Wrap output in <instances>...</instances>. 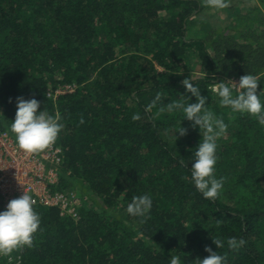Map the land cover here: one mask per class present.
<instances>
[{
  "label": "trees",
  "instance_id": "1",
  "mask_svg": "<svg viewBox=\"0 0 264 264\" xmlns=\"http://www.w3.org/2000/svg\"><path fill=\"white\" fill-rule=\"evenodd\" d=\"M202 10L201 0H0V126L11 132L17 97L58 114V188L88 200L76 222L54 208L35 209L41 225L20 264H170L172 256L198 264L205 248L226 255L227 264H264V126L222 106L211 90L220 73L238 67L261 80L264 99V44L255 35L250 48L236 32L215 57L217 38L188 35ZM187 78L228 125L217 141L216 175L226 181L215 201L185 179L199 128L182 111L152 106L158 93L162 106L195 103L181 83ZM63 85L76 87L55 102L47 97ZM179 125L187 133L175 141ZM143 194L153 207L141 223L126 208ZM229 237L246 243L232 251L212 241Z\"/></svg>",
  "mask_w": 264,
  "mask_h": 264
},
{
  "label": "clouds",
  "instance_id": "2",
  "mask_svg": "<svg viewBox=\"0 0 264 264\" xmlns=\"http://www.w3.org/2000/svg\"><path fill=\"white\" fill-rule=\"evenodd\" d=\"M211 8L224 10L229 8V0H207ZM206 76V73H205ZM261 80L255 75H243L239 82L228 80L213 84V91L219 97V103L230 108L234 112L247 114L255 117L258 123L264 126V99L261 98V92L257 94L259 82ZM182 85L186 93L195 97V103H187L184 100H172L166 106H162V97L158 93L152 101V106L161 104V110L168 112L182 111L183 120L192 122V127H198L201 134V140L198 143L192 159L194 163L185 179L189 180L194 188L206 199L215 201L223 192L226 177L217 178L216 165L218 162L217 141L228 130V125L223 119L218 118L207 108V97L201 94L200 88L193 84L190 78L184 79ZM41 107L40 102L35 99L16 98V113L14 121L10 124V131L14 134L17 148L26 153L34 154L42 152L52 146L58 139L64 125L61 117L51 115L46 110L38 111ZM133 120H139V115H133ZM83 123V120H81ZM177 133L184 136L187 129L179 128L174 132L176 141ZM181 167L187 164V161L180 159ZM35 201L33 197L25 193L19 198L8 202L6 208L0 211V256H10L14 251L32 247L34 234L41 225V218L34 210ZM153 207V198L150 194L133 196L131 202L127 205L126 212L129 216L139 218L143 223ZM222 222L217 221V227ZM217 249H223L225 246L229 250L238 251L245 245L244 239L229 237L227 240L221 238L212 239ZM208 253L207 258L197 260L198 264H227L226 255L219 254L211 248H205ZM170 264H181L178 256H172Z\"/></svg>",
  "mask_w": 264,
  "mask_h": 264
},
{
  "label": "built area",
  "instance_id": "3",
  "mask_svg": "<svg viewBox=\"0 0 264 264\" xmlns=\"http://www.w3.org/2000/svg\"><path fill=\"white\" fill-rule=\"evenodd\" d=\"M233 82L238 83L239 79ZM75 87L63 85L48 90L47 97L55 102L60 95L72 93ZM63 164L64 152L57 141L42 152L26 154L17 148L14 134L0 126V211L25 192L33 197L34 210L54 208L60 217L78 221L86 197L74 190H59Z\"/></svg>",
  "mask_w": 264,
  "mask_h": 264
},
{
  "label": "rangeland",
  "instance_id": "4",
  "mask_svg": "<svg viewBox=\"0 0 264 264\" xmlns=\"http://www.w3.org/2000/svg\"><path fill=\"white\" fill-rule=\"evenodd\" d=\"M201 2L203 10L197 15V25L190 28L191 31H188V35L205 36L208 39V43L217 38L216 46L214 44L215 47L210 50L212 55L213 53L216 55L215 57L221 53L222 49L227 48L226 42L236 32V34L246 35L241 38L244 39L245 37V40H249L248 45L249 43L251 44L250 48L255 45V43H252L255 35L261 36L262 38L260 37L259 43L264 44V0H229L230 6L224 10L209 7L207 0H201ZM222 53L225 52L222 51ZM237 68L230 69L227 74L220 73V82H227L228 80L237 81L240 79L243 75L235 72ZM223 70H225L224 67ZM192 75L193 78L201 76L197 72H192ZM211 90L213 91V85L211 86ZM85 202H88V200ZM90 206L93 207L94 204H88L86 208ZM21 254L22 248L14 251L10 256H0V259L5 258L8 263L20 264Z\"/></svg>",
  "mask_w": 264,
  "mask_h": 264
}]
</instances>
